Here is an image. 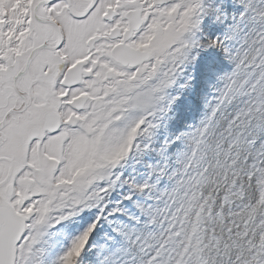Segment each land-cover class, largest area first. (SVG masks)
I'll return each instance as SVG.
<instances>
[{"label":"snow or ice","instance_id":"snow-or-ice-1","mask_svg":"<svg viewBox=\"0 0 264 264\" xmlns=\"http://www.w3.org/2000/svg\"><path fill=\"white\" fill-rule=\"evenodd\" d=\"M0 264H264V0H0Z\"/></svg>","mask_w":264,"mask_h":264}]
</instances>
